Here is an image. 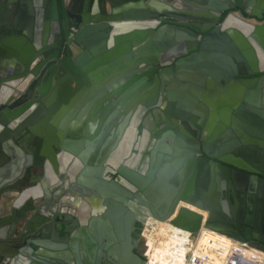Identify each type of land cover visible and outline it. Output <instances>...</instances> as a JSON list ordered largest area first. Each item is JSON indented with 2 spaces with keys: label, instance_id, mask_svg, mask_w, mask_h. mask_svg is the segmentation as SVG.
<instances>
[{
  "label": "water",
  "instance_id": "water-1",
  "mask_svg": "<svg viewBox=\"0 0 264 264\" xmlns=\"http://www.w3.org/2000/svg\"><path fill=\"white\" fill-rule=\"evenodd\" d=\"M5 69L14 76L0 78V264H59L53 251L72 227L54 225L50 239L34 228L40 216L75 208L85 189L126 205V234L133 207L197 232L202 216L179 202L219 212L223 192L257 173L264 0H0ZM17 146L26 159L16 169ZM43 156L41 185L14 184ZM70 162L68 177L83 167L72 187ZM263 215L261 206L248 215L246 239L260 238ZM139 230L132 245L143 220Z\"/></svg>",
  "mask_w": 264,
  "mask_h": 264
},
{
  "label": "flooded vegetation",
  "instance_id": "flooded-vegetation-1",
  "mask_svg": "<svg viewBox=\"0 0 264 264\" xmlns=\"http://www.w3.org/2000/svg\"><path fill=\"white\" fill-rule=\"evenodd\" d=\"M238 11H240L239 8H234L227 13ZM227 13L223 14L222 19ZM13 33L17 34L16 31H12L11 34ZM32 143L33 141L30 143L28 140L27 148L31 149V151L33 150ZM41 144H43V141ZM13 151L16 161L14 165H16L15 168L17 169V163L25 162L26 157L20 146L14 148ZM42 158L43 160H39V162H42L41 164H39L38 160L37 163L35 162L37 166L33 165L34 163L32 162L30 172L28 174L23 173L22 178L24 181H16L14 184L20 185L21 188H26L28 185L40 182L42 179L40 171H42V169L38 165H46L47 160L45 156ZM252 161L257 173L247 177L243 175L242 177L239 176V189L234 187L231 189L232 192L227 190L223 192L222 197H220V200L217 203V208L223 216L221 219V225L225 235L241 240L254 247L264 249L263 243L252 239H246L242 231L245 227V221L248 219V215L252 213L255 207L258 210L259 206H261V209L264 211V150L258 151L257 155L253 156ZM213 162L217 163L215 160H213ZM22 163L18 164L21 171L24 168ZM48 164L50 166L51 163L48 162ZM69 165H71V162L66 166L67 172H65V177L67 179L66 184L68 183L69 185L70 182L72 187L73 183L71 180L79 178L83 167H79L74 175L70 174L68 177L67 174L70 169ZM27 168L29 169V167ZM50 169H52L51 166ZM84 192L86 193L85 195H81L77 192L75 208H66V213L59 211L55 214H50L44 219H40L37 226L34 228V235L39 233L38 235L44 236V234L46 235L49 232L48 238L50 239L55 224H58L59 228L61 224L65 226L70 225L72 227L69 233L68 231L66 232L63 230V235L66 240L60 244L61 249H59V251H53L54 255H56L57 263L59 264H142L144 258L143 254L139 251L140 239L132 245V240L135 239L140 231L139 225L141 224L142 219L137 218L136 216L133 224H131V228L126 234V230L123 228V225L126 222L125 220H128L123 214L126 205H118V203L115 205L110 200H102V202H100L96 193L87 189H85ZM259 194H262L263 197L259 198ZM95 201L99 202L102 209L101 211H96L94 209L93 203ZM224 210L228 212V216L224 214ZM57 216H69L71 218L66 222H60L57 220ZM73 221L76 222L74 227L72 225ZM30 233L26 231L17 237V243L23 245L24 241L27 242L29 237H31ZM74 234H76V237H73ZM74 244L76 246V251L73 249ZM126 244L131 246V254L133 257L126 255ZM39 251L41 250L39 249ZM43 252L46 253L47 251ZM49 253L51 254L52 251H49ZM149 259L152 260L151 257H149Z\"/></svg>",
  "mask_w": 264,
  "mask_h": 264
},
{
  "label": "built area",
  "instance_id": "built-area-1",
  "mask_svg": "<svg viewBox=\"0 0 264 264\" xmlns=\"http://www.w3.org/2000/svg\"><path fill=\"white\" fill-rule=\"evenodd\" d=\"M200 229L197 232L181 229L188 233L187 247L183 250L182 264H264V254L247 244L216 231L219 238H204ZM142 232L140 241L149 244L148 251L143 254L144 264H146L154 245L153 243L150 244Z\"/></svg>",
  "mask_w": 264,
  "mask_h": 264
},
{
  "label": "bare ground",
  "instance_id": "bare-ground-1",
  "mask_svg": "<svg viewBox=\"0 0 264 264\" xmlns=\"http://www.w3.org/2000/svg\"><path fill=\"white\" fill-rule=\"evenodd\" d=\"M179 206H184L188 209H191V210H194V211H197L198 213H200V215L202 216V222H201L202 227L200 229L201 235L204 233H210V234L216 235V237L219 236L218 233L215 232V230L218 227H220L222 216L220 215V213L217 210H215V209L209 210V211H203V210H199V209L195 210L192 205H189L187 203H180ZM93 207L96 211L102 210L98 201H95L93 203ZM133 209L136 212L137 218H140L143 220L144 230L142 233L145 235V237L148 240L154 241L161 246L163 245L165 248L171 250L170 252H172V253L174 252L175 257L179 258L178 260H182L183 250L187 247V244L184 247V249H181L178 252L175 248H177V245L180 243L181 239L188 237V233L182 231L178 227L171 225L167 221H158L156 219H153L147 213V211H145L144 209H140V208H136V207H133ZM260 227H261L260 228L261 229V233H260L261 236L258 240H255V241H258V242H261L264 244V215L260 219ZM206 230H208V231H206ZM236 240L241 242V243H245L241 240H238V239H236ZM245 244H247L249 247H252L253 249H255L254 246H252L248 243H245ZM255 250L261 252L260 249L259 250L255 249ZM153 253L150 254L151 258H154ZM158 253L161 256V258L163 259L164 256L160 254V251ZM146 264H156V263L153 260L149 259L148 263H146Z\"/></svg>",
  "mask_w": 264,
  "mask_h": 264
},
{
  "label": "rangeland",
  "instance_id": "rangeland-1",
  "mask_svg": "<svg viewBox=\"0 0 264 264\" xmlns=\"http://www.w3.org/2000/svg\"><path fill=\"white\" fill-rule=\"evenodd\" d=\"M195 210H198L196 209L195 207H193ZM205 231V230H204ZM208 231V230H206ZM201 232V231H200ZM211 235V236H210ZM202 236L204 238H218L216 237V235H213V234H210V233H204L202 234ZM187 240H188V237L186 238H183L180 240V243L177 245V248H175L178 251H180L181 249H184V247L186 246L187 244ZM150 242V244L153 243L154 247L152 248V253H153V257L152 260L156 263V264H182V260H178L179 258H176L175 255H174V252H170L171 250L165 248L163 245H159L158 243L154 242V241H151V240H148ZM152 242V243H151ZM157 245V246H156ZM148 248H149V244H144L143 241H140V244H139V251L144 254L148 251ZM255 249L259 250L260 248H257V247H254ZM163 249V250H162ZM160 251V254L164 256V258L162 259L161 256L159 255V252ZM260 251L262 253H264V249H260ZM157 252V253H156ZM162 256V257H163Z\"/></svg>",
  "mask_w": 264,
  "mask_h": 264
},
{
  "label": "crops",
  "instance_id": "crops-1",
  "mask_svg": "<svg viewBox=\"0 0 264 264\" xmlns=\"http://www.w3.org/2000/svg\"><path fill=\"white\" fill-rule=\"evenodd\" d=\"M252 2L254 3V2H256V0H252ZM9 23H11V22H9ZM9 70H0V78L1 79H3V80H6L7 78H9L10 76H14V73L13 72H8ZM3 72L5 73V72H7L6 74H3ZM9 73V74H8ZM255 75H253L252 77H254ZM2 80H0V82H1ZM4 85L5 84H1L0 83V98H3L4 96H5V92H6V89H5V87H4ZM244 88V87H243ZM29 142L31 143V141L29 140ZM50 166H51V164H50ZM51 168H52V166H51ZM53 169L54 168H52L51 169V171H52V174H54L55 176H56V174L55 173H53ZM41 172V175H42V171H40ZM57 174H59V172L57 173ZM57 180H56V183H59V182H61V180H59L58 178H56ZM42 181V180H41ZM41 181L39 182L40 183V185H41ZM39 184H38V188L39 189H37V190H40V193H41V195H42V197L43 196H45L46 194L44 193L45 192V190L43 189V186H40ZM40 186V187H39ZM51 187H53V186H51ZM46 191H47V193H48V195H50V196H53L52 195V193H50V189H49V186H48V188H46ZM64 210V209H63ZM66 208H65V210L63 211V213H66ZM62 211V210H61ZM44 218H46V216L44 215V216H40V219H44ZM56 226H58V224H55ZM60 229V228H59Z\"/></svg>",
  "mask_w": 264,
  "mask_h": 264
},
{
  "label": "trees",
  "instance_id": "trees-1",
  "mask_svg": "<svg viewBox=\"0 0 264 264\" xmlns=\"http://www.w3.org/2000/svg\"><path fill=\"white\" fill-rule=\"evenodd\" d=\"M247 242H249V241H247Z\"/></svg>",
  "mask_w": 264,
  "mask_h": 264
}]
</instances>
